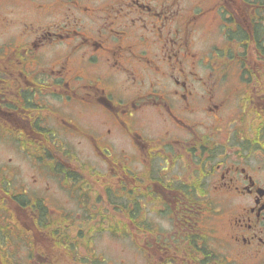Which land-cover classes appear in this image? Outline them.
Returning <instances> with one entry per match:
<instances>
[{
    "label": "flooded vegetation",
    "instance_id": "flooded-vegetation-1",
    "mask_svg": "<svg viewBox=\"0 0 264 264\" xmlns=\"http://www.w3.org/2000/svg\"><path fill=\"white\" fill-rule=\"evenodd\" d=\"M0 141V264H264V0H0Z\"/></svg>",
    "mask_w": 264,
    "mask_h": 264
},
{
    "label": "rangeland",
    "instance_id": "rangeland-1",
    "mask_svg": "<svg viewBox=\"0 0 264 264\" xmlns=\"http://www.w3.org/2000/svg\"><path fill=\"white\" fill-rule=\"evenodd\" d=\"M10 158H12L14 160H20L22 162V157L19 154L17 156L15 154V152L12 151V148L9 145H6L0 141V165H6L10 168L11 167L9 164ZM146 207H148V206L146 205ZM109 217H110V220H109L110 224L116 223V220H115L116 217L111 218V215ZM150 218L154 223H163L162 220L158 219L156 215L151 214ZM211 224L210 225L215 229V232L213 233V237L211 239L222 237L223 236V232H222L223 227L221 228L220 225L226 224V218L223 217V221L222 220H216V221L213 220ZM112 235H114V234H111V236ZM110 237L104 238L103 240H105L110 245V251L107 254H108V257H109V260L111 261V263L119 264L122 261H124V264H140V262L137 261V258L135 260H133V258H132L134 256V254L138 252V249L134 243H132V246H130L129 242H123V243L120 242L119 243V241L117 240L118 238H113V237L110 238ZM126 240L129 241L130 239L127 238ZM119 246H120V248H119ZM138 253H140V252H138Z\"/></svg>",
    "mask_w": 264,
    "mask_h": 264
}]
</instances>
